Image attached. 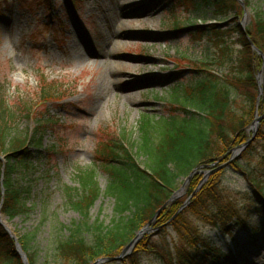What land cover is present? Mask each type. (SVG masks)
<instances>
[{"label": "rangeland", "instance_id": "1", "mask_svg": "<svg viewBox=\"0 0 264 264\" xmlns=\"http://www.w3.org/2000/svg\"><path fill=\"white\" fill-rule=\"evenodd\" d=\"M48 1L49 5L45 1L0 0V101L14 111L15 121L8 120L9 125L19 133H33L39 120L43 125L47 120L49 125L40 148L29 149V168L13 177L16 186L24 190L29 210L14 219L1 216L13 236H33L37 264H53L57 241L84 220L67 202L66 188L79 186V170L98 166L100 141L118 138L123 131L137 138L144 114L161 117L168 113L169 92L179 84L181 71L192 66L186 59L200 56L201 48L191 43L190 34L173 36L168 18L178 12L182 20L191 19L193 32L201 23H216L210 9L203 16L178 7L175 0H76V11L68 0ZM240 2L244 7L240 25L246 28L257 14L264 13V0ZM251 46L262 58L256 79L263 70L264 89V53H259L254 42ZM256 110L264 114L261 98ZM254 121L255 116L247 130L250 135ZM256 148L264 153L259 145ZM259 155L251 156L258 160ZM212 164L221 163L218 159L206 169H213ZM96 171L104 192L107 176L100 168ZM225 175L224 190L252 210L254 226L236 225L225 238L194 218L195 225L221 253L233 250L237 264H264V220L250 199L252 186L231 167L225 168ZM197 176L201 177L198 188L204 173L197 172L186 185L181 180L174 201L186 198ZM114 203L102 194L90 209V219L108 224ZM158 227L152 226L143 238L156 237L164 230L171 246L178 241L173 228L167 224ZM157 257L145 254L142 264H164Z\"/></svg>", "mask_w": 264, "mask_h": 264}, {"label": "trees", "instance_id": "2", "mask_svg": "<svg viewBox=\"0 0 264 264\" xmlns=\"http://www.w3.org/2000/svg\"><path fill=\"white\" fill-rule=\"evenodd\" d=\"M76 2L72 0L74 6ZM176 2L177 6L203 16L206 9H210L216 22L193 32L189 30L191 19L182 20L180 15L168 19L171 22L168 25L174 31L191 32V43L201 48L200 56L186 59L194 72H188L184 82L169 92L168 113L161 117L144 114L140 118L137 138L123 131L118 138L100 141L98 166L79 170V186L66 188L67 202L84 220L70 227L69 234L57 241L52 254L53 264H92L102 257L120 255L137 232L173 197L181 180L197 167L224 156L228 158L251 136L247 130L254 120L259 92L256 73L262 64V58L253 51L251 42L264 53V13L257 14L244 31L239 25L244 8L238 0ZM227 19L231 21L220 24ZM8 120L15 121L14 111L5 101H0V153H5V163L0 159V206L3 215L14 219L27 212L29 207L24 190L16 186L13 177L29 168V149L40 148L49 125L47 120L43 121L44 125L39 120L33 133L28 130L19 133ZM258 145L264 151V126L244 154L228 167L251 184L253 198L250 199L256 205L257 215L264 220V153H258ZM252 154H260L259 159L252 158ZM99 168L107 176L104 192L96 180ZM225 176V169L212 174L177 216L175 214L187 197L199 185L200 176L191 183L185 199H176L162 209L156 225L170 221L167 227L174 229L178 239L172 246L166 232L160 230L156 237L144 238L123 261L142 264L143 255L153 254L164 264H221L224 261L237 264L235 257L219 253L194 220L217 230L223 237L230 235L236 225L254 226L250 222L252 210L241 206L224 190ZM102 194L115 201L114 214L108 224L92 221L89 217L91 207ZM258 203L263 205L257 207ZM18 239L30 264H37L36 252L32 250L33 236L28 234ZM0 264H24L15 240L1 224Z\"/></svg>", "mask_w": 264, "mask_h": 264}, {"label": "water", "instance_id": "3", "mask_svg": "<svg viewBox=\"0 0 264 264\" xmlns=\"http://www.w3.org/2000/svg\"><path fill=\"white\" fill-rule=\"evenodd\" d=\"M253 48L255 49V46L253 45ZM260 54H262L261 51H259ZM263 55V54H262ZM264 57V55H263ZM262 71L259 72V77H258V86H259V94H258V97H257V103L259 104V101H260V98L262 97L263 95V87H262V78H261V75H262ZM264 119V114L263 115H259L258 114V111H256V116H255V121L254 123L252 124V131H253V135H252V138L246 142L244 145L236 148L232 154V156L230 157V159L227 161V162H224V163H221V165H216V164H212L213 165V169H206L209 167V165H203L201 166V168H196L192 171V173L189 175V177L186 179L185 181V185L192 179V177L197 174V172L199 173H204V179L202 181V183L200 184V186L195 190V192L193 193V195L198 192L202 187H203V184L208 180L209 176H211L212 174H214L215 172L223 169L225 166L231 164L240 154L243 150H245V148L248 147V145L252 142V140L255 138L256 134H257V130H258V126H259V123L260 121ZM224 158H222L220 160V162L223 161ZM202 168H205V170H200L199 169H202ZM192 197V196H191ZM191 197H189V199L186 201V203L183 205V207L180 209V211H182L190 202L191 200ZM174 198L173 197L169 202H172L174 201ZM168 202V203H169ZM167 205V204H166ZM164 205L161 209L158 210V212L156 213L155 217L152 219V221H150L148 223L147 226H145L143 229H141L137 234L136 236L134 237V239L123 249V251L121 252L120 255L118 256H115V257H102L98 260H96L93 264H102L104 262H107V261H115V260H122L123 258H125L126 256H129L131 253V251L134 249V247L142 240L143 236L151 231L153 228L150 227V224L154 222V220L158 217V215L160 214L161 210L166 206ZM178 214V213H177ZM177 214L175 216H177ZM160 227H158L157 229H159ZM156 229V230H157ZM14 237V236H13ZM15 238V237H14ZM16 247H17V251L18 253L20 254V257L22 258L23 262L25 264H30L29 263V260H28V257H27V254L23 251L21 245L18 243L17 239H16Z\"/></svg>", "mask_w": 264, "mask_h": 264}]
</instances>
